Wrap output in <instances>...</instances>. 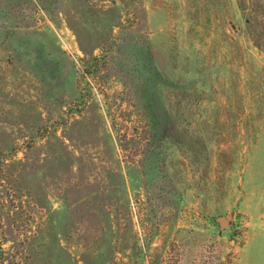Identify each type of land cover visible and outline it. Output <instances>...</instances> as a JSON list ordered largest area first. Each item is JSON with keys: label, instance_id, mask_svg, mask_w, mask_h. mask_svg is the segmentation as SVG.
<instances>
[{"label": "rangeland", "instance_id": "obj_1", "mask_svg": "<svg viewBox=\"0 0 264 264\" xmlns=\"http://www.w3.org/2000/svg\"><path fill=\"white\" fill-rule=\"evenodd\" d=\"M246 8L0 0V264H264Z\"/></svg>", "mask_w": 264, "mask_h": 264}, {"label": "trees", "instance_id": "obj_2", "mask_svg": "<svg viewBox=\"0 0 264 264\" xmlns=\"http://www.w3.org/2000/svg\"><path fill=\"white\" fill-rule=\"evenodd\" d=\"M238 1V5H239V7L244 11L245 9H247L246 8V1H248V0H237ZM249 1H251V0H249Z\"/></svg>", "mask_w": 264, "mask_h": 264}, {"label": "water", "instance_id": "obj_3", "mask_svg": "<svg viewBox=\"0 0 264 264\" xmlns=\"http://www.w3.org/2000/svg\"><path fill=\"white\" fill-rule=\"evenodd\" d=\"M218 221H219V224H220L221 228H225L228 225V223H227L225 218H219Z\"/></svg>", "mask_w": 264, "mask_h": 264}]
</instances>
